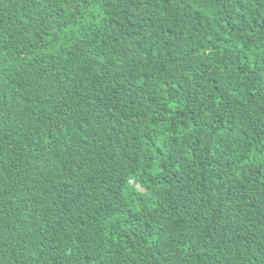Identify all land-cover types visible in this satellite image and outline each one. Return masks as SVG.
<instances>
[{
  "label": "trees",
  "instance_id": "trees-1",
  "mask_svg": "<svg viewBox=\"0 0 264 264\" xmlns=\"http://www.w3.org/2000/svg\"><path fill=\"white\" fill-rule=\"evenodd\" d=\"M0 264H264V0H0Z\"/></svg>",
  "mask_w": 264,
  "mask_h": 264
}]
</instances>
